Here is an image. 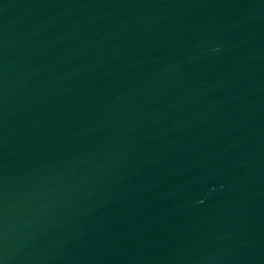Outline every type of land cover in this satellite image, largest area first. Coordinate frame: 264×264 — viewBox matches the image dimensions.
Listing matches in <instances>:
<instances>
[{
	"label": "water",
	"instance_id": "obj_1",
	"mask_svg": "<svg viewBox=\"0 0 264 264\" xmlns=\"http://www.w3.org/2000/svg\"><path fill=\"white\" fill-rule=\"evenodd\" d=\"M0 264H264V0H0Z\"/></svg>",
	"mask_w": 264,
	"mask_h": 264
}]
</instances>
